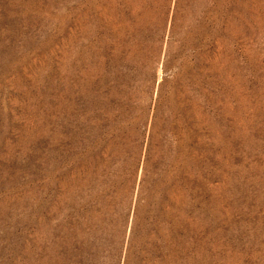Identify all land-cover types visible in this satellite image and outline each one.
I'll return each instance as SVG.
<instances>
[{
  "label": "rangeland",
  "instance_id": "rangeland-1",
  "mask_svg": "<svg viewBox=\"0 0 264 264\" xmlns=\"http://www.w3.org/2000/svg\"><path fill=\"white\" fill-rule=\"evenodd\" d=\"M0 264H264V0H0Z\"/></svg>",
  "mask_w": 264,
  "mask_h": 264
}]
</instances>
